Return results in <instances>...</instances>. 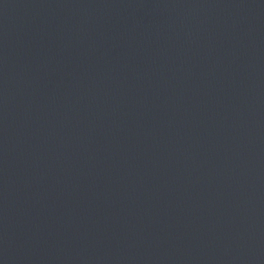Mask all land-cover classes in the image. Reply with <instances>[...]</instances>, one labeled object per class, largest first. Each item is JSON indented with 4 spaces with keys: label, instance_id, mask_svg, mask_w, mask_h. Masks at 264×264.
Listing matches in <instances>:
<instances>
[{
    "label": "water",
    "instance_id": "water-1",
    "mask_svg": "<svg viewBox=\"0 0 264 264\" xmlns=\"http://www.w3.org/2000/svg\"><path fill=\"white\" fill-rule=\"evenodd\" d=\"M0 264H264V0H0Z\"/></svg>",
    "mask_w": 264,
    "mask_h": 264
}]
</instances>
